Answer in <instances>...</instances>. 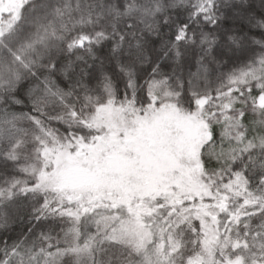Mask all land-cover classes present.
I'll return each mask as SVG.
<instances>
[{"label": "snow or ice", "instance_id": "obj_1", "mask_svg": "<svg viewBox=\"0 0 264 264\" xmlns=\"http://www.w3.org/2000/svg\"><path fill=\"white\" fill-rule=\"evenodd\" d=\"M0 264H264V0H0Z\"/></svg>", "mask_w": 264, "mask_h": 264}]
</instances>
